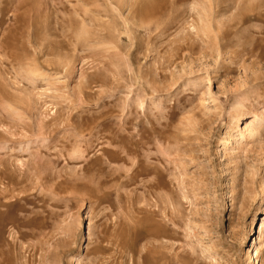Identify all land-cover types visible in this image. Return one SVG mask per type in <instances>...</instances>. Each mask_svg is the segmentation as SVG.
Masks as SVG:
<instances>
[{
    "label": "rangeland",
    "instance_id": "374dc122",
    "mask_svg": "<svg viewBox=\"0 0 264 264\" xmlns=\"http://www.w3.org/2000/svg\"><path fill=\"white\" fill-rule=\"evenodd\" d=\"M0 264H264V0H0Z\"/></svg>",
    "mask_w": 264,
    "mask_h": 264
},
{
    "label": "bare ground",
    "instance_id": "6f19581e",
    "mask_svg": "<svg viewBox=\"0 0 264 264\" xmlns=\"http://www.w3.org/2000/svg\"><path fill=\"white\" fill-rule=\"evenodd\" d=\"M15 170H17V169H15ZM23 170H21V172H20V175H25V173H26V171L25 172H22ZM17 172V171H16ZM8 178V177H7ZM9 180L10 181H12L13 182V178H9ZM14 180H16V179H14ZM261 230H262V223H261Z\"/></svg>",
    "mask_w": 264,
    "mask_h": 264
}]
</instances>
